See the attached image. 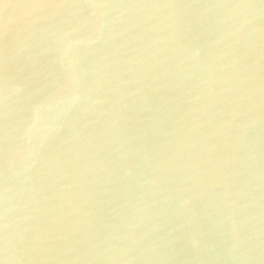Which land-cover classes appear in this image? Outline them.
<instances>
[{
    "label": "water",
    "instance_id": "water-1",
    "mask_svg": "<svg viewBox=\"0 0 264 264\" xmlns=\"http://www.w3.org/2000/svg\"><path fill=\"white\" fill-rule=\"evenodd\" d=\"M0 264H264V0H0Z\"/></svg>",
    "mask_w": 264,
    "mask_h": 264
},
{
    "label": "clouds",
    "instance_id": "clouds-1",
    "mask_svg": "<svg viewBox=\"0 0 264 264\" xmlns=\"http://www.w3.org/2000/svg\"><path fill=\"white\" fill-rule=\"evenodd\" d=\"M36 5L34 3H28L27 5H22V7H27V8H32V7H35ZM45 7H50V6H53V5H44ZM8 5L5 4L4 5V8L7 9Z\"/></svg>",
    "mask_w": 264,
    "mask_h": 264
}]
</instances>
